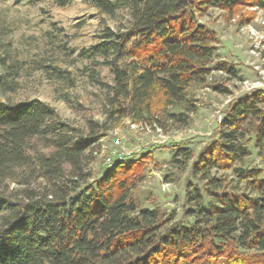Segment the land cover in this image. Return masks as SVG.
Wrapping results in <instances>:
<instances>
[{
  "label": "trees",
  "instance_id": "16d2710c",
  "mask_svg": "<svg viewBox=\"0 0 264 264\" xmlns=\"http://www.w3.org/2000/svg\"><path fill=\"white\" fill-rule=\"evenodd\" d=\"M90 1L106 13L128 7L131 15L126 30L104 26L99 41L83 50L112 74V83L102 85L109 92L105 115L114 126L124 118L157 126L152 104L158 93L165 105H176L213 68L235 73L231 65L212 63L214 31L197 16L244 0ZM245 2L264 8V0ZM168 115L186 121L182 112ZM249 119L248 140L264 161V90H256L230 104L191 166L192 175L206 181L186 191L192 220L168 224L158 208L141 206L132 194L149 151L109 166L104 157L93 171L88 167L103 135L93 126L77 133L39 99H0V264H264V165L236 164L250 154L241 130ZM33 138L44 149L31 154ZM185 149L177 148L176 156ZM20 169L26 182L43 178V192L11 199L6 181ZM212 169L232 170L250 190L229 189L226 179L209 175Z\"/></svg>",
  "mask_w": 264,
  "mask_h": 264
},
{
  "label": "rangeland",
  "instance_id": "374dc122",
  "mask_svg": "<svg viewBox=\"0 0 264 264\" xmlns=\"http://www.w3.org/2000/svg\"><path fill=\"white\" fill-rule=\"evenodd\" d=\"M197 18L214 31L212 63L231 65L235 73L213 68L204 82L191 83L185 100L176 105H165L158 93L152 104L154 116L160 120L158 129L129 118L114 126L105 115L109 92L102 85L112 83V74L100 57L92 59L83 50L99 41L104 26L126 30L131 25L128 7L120 6L113 13H106L90 0H69L65 5L56 0H0V99H39L52 106L59 120L77 133L86 134L93 126L103 134L98 141L100 150L88 167L93 171L99 169L104 157L108 165V156L112 162L119 159V153H125V158H136L149 151L142 164L143 179L133 190V197L141 206L158 208L163 218H169L168 224L192 220L186 217V191L192 194L194 186H206L205 178L192 175L193 162L215 137L230 104L256 90H264V8L244 0L231 10L209 7ZM214 84L225 90L214 89ZM169 112H182L186 121L170 118ZM252 122L249 119L241 127L247 133L242 143L250 154L236 164L262 168L264 161L248 140ZM132 123L147 124L149 130ZM103 124L106 129L99 130ZM33 143L35 149L30 150L31 154L44 149L37 138L31 140ZM180 147L186 149L176 156ZM183 154L189 158L185 159ZM175 156L186 162L173 160ZM25 172H21L22 177L19 173L6 181L11 199L21 198L26 191L43 192L44 179L32 177L26 182ZM209 175L226 179L229 189L250 190L232 170L212 169Z\"/></svg>",
  "mask_w": 264,
  "mask_h": 264
},
{
  "label": "built area",
  "instance_id": "2783aa9c",
  "mask_svg": "<svg viewBox=\"0 0 264 264\" xmlns=\"http://www.w3.org/2000/svg\"><path fill=\"white\" fill-rule=\"evenodd\" d=\"M132 126H134V127H140L141 129H143V130H149V126L147 125V124H139V125H137V124H135V123H132ZM153 126L156 128V129H158V127L155 125V124H153ZM116 142L117 143H119V140H116ZM121 153H119V159L118 160H122V159H124L125 157V153L123 154V155H120ZM108 162V166L109 165H111V163L112 162H109V158H108V160H107Z\"/></svg>",
  "mask_w": 264,
  "mask_h": 264
}]
</instances>
